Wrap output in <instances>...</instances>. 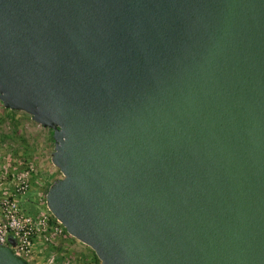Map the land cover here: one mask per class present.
<instances>
[{"label":"water","instance_id":"obj_1","mask_svg":"<svg viewBox=\"0 0 264 264\" xmlns=\"http://www.w3.org/2000/svg\"><path fill=\"white\" fill-rule=\"evenodd\" d=\"M0 101L101 264H264V0H0Z\"/></svg>","mask_w":264,"mask_h":264},{"label":"rangeland","instance_id":"obj_2","mask_svg":"<svg viewBox=\"0 0 264 264\" xmlns=\"http://www.w3.org/2000/svg\"><path fill=\"white\" fill-rule=\"evenodd\" d=\"M51 131L28 113L6 108L0 101V177L9 189L25 179L26 191L18 200L25 212L34 215L49 211L47 189L62 176L51 162L54 146ZM33 251L32 264H101L93 249L65 228L49 242L38 239Z\"/></svg>","mask_w":264,"mask_h":264},{"label":"built area","instance_id":"obj_3","mask_svg":"<svg viewBox=\"0 0 264 264\" xmlns=\"http://www.w3.org/2000/svg\"><path fill=\"white\" fill-rule=\"evenodd\" d=\"M4 182L0 177V243L8 244L16 255L32 264L35 242L38 239L49 242L53 236H59L63 225L50 211L34 215L22 209L18 197L26 191L25 179L13 184L11 189Z\"/></svg>","mask_w":264,"mask_h":264},{"label":"trees","instance_id":"obj_4","mask_svg":"<svg viewBox=\"0 0 264 264\" xmlns=\"http://www.w3.org/2000/svg\"><path fill=\"white\" fill-rule=\"evenodd\" d=\"M51 133H52V131H51Z\"/></svg>","mask_w":264,"mask_h":264}]
</instances>
